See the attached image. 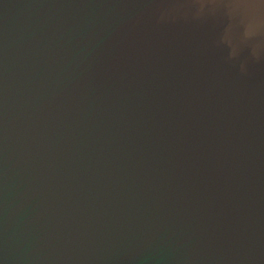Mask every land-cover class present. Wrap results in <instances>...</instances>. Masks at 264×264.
Segmentation results:
<instances>
[{
  "label": "water",
  "instance_id": "1",
  "mask_svg": "<svg viewBox=\"0 0 264 264\" xmlns=\"http://www.w3.org/2000/svg\"><path fill=\"white\" fill-rule=\"evenodd\" d=\"M0 264H264V0H0Z\"/></svg>",
  "mask_w": 264,
  "mask_h": 264
}]
</instances>
